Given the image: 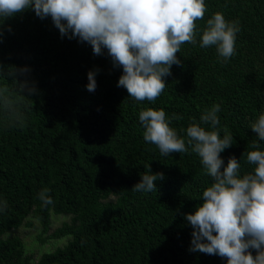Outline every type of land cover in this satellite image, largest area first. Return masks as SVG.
Returning a JSON list of instances; mask_svg holds the SVG:
<instances>
[{"label": "trees", "instance_id": "16d2710c", "mask_svg": "<svg viewBox=\"0 0 264 264\" xmlns=\"http://www.w3.org/2000/svg\"><path fill=\"white\" fill-rule=\"evenodd\" d=\"M206 5L196 21L197 42L181 46L176 55L182 63L172 66L155 102L131 98L117 86L122 68L106 54L94 55L89 44L61 37L50 17L40 19L29 9L5 21L11 31L5 27L0 39V64L28 66L27 80L38 91L31 98L10 92L19 122L0 107V200L8 204L0 213V264H227V258L189 250L192 227L182 214L203 202L211 183L199 156L191 149L162 156L143 139L139 121L141 110L163 108L177 117L170 126L186 136L187 127L219 103L221 135L226 127L234 137L221 153L225 164L235 156L242 172L254 167L246 154L257 135L250 124L264 112V0ZM216 12L240 29L227 61L215 46H200ZM94 68L97 88L89 92L87 74ZM149 164L165 178L155 182L156 191H133ZM44 188L52 204L39 199ZM53 214L70 220L48 234ZM31 217L42 225V243H66L35 257L12 233L32 225Z\"/></svg>", "mask_w": 264, "mask_h": 264}, {"label": "clouds", "instance_id": "9594fccd", "mask_svg": "<svg viewBox=\"0 0 264 264\" xmlns=\"http://www.w3.org/2000/svg\"><path fill=\"white\" fill-rule=\"evenodd\" d=\"M29 9L40 19L50 17L61 37L78 39L89 44L94 55L110 57L113 67L122 68L117 86L137 102H155L164 92L172 66L182 63L176 54L185 42H197L196 21L208 10L206 0H0V39L5 27L11 31L5 21ZM239 31L237 22L216 12L207 20L200 46H215L227 61L236 53ZM29 71L28 66L0 64V107L12 111L18 122L21 117L13 109L10 92L30 98L37 93L35 84L27 80ZM98 71H88L89 92L97 88ZM220 111L219 103L212 105L181 136L170 126L177 117H168L163 108L147 107L139 112L143 139L162 156L191 149L211 178L203 202L182 214L192 227L189 250L227 258V264H264V112L250 124L257 135L246 161L254 167L242 172L241 160L230 156L225 164L221 155L233 145L234 137L226 127L221 135ZM147 168L133 191H156L155 182L165 178L164 172H152L150 164ZM50 191L44 188L39 193L44 205L53 203ZM7 207V201L0 200V213Z\"/></svg>", "mask_w": 264, "mask_h": 264}, {"label": "rangeland", "instance_id": "374dc122", "mask_svg": "<svg viewBox=\"0 0 264 264\" xmlns=\"http://www.w3.org/2000/svg\"><path fill=\"white\" fill-rule=\"evenodd\" d=\"M29 220L33 222L29 225L28 222L21 226V228L13 231V234L20 235L27 243L30 252L34 253L35 257L39 258L43 252L53 250L56 246L63 245L66 243V238L63 239H50L49 241L42 243L39 236L42 232V225L39 220L31 217ZM70 220V216L66 217L63 215H52V225L48 234H51L57 227L61 226L64 221ZM46 234V235H48ZM45 235V236H46Z\"/></svg>", "mask_w": 264, "mask_h": 264}]
</instances>
